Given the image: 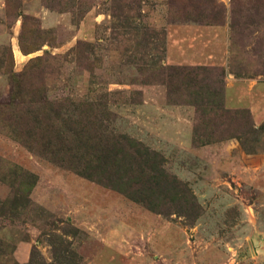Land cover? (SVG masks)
Listing matches in <instances>:
<instances>
[{
    "label": "rangeland",
    "instance_id": "rangeland-1",
    "mask_svg": "<svg viewBox=\"0 0 264 264\" xmlns=\"http://www.w3.org/2000/svg\"><path fill=\"white\" fill-rule=\"evenodd\" d=\"M174 30L227 65L169 63ZM229 72L264 83V0H3L0 264H264V119Z\"/></svg>",
    "mask_w": 264,
    "mask_h": 264
},
{
    "label": "crops",
    "instance_id": "crops-1",
    "mask_svg": "<svg viewBox=\"0 0 264 264\" xmlns=\"http://www.w3.org/2000/svg\"><path fill=\"white\" fill-rule=\"evenodd\" d=\"M3 0H0V8L2 7ZM177 32H186V34L179 35L177 38L174 34L170 35L169 42L167 45V58L169 63L180 64V65H206L212 63L214 65H227L226 49L213 48L212 42L209 44L202 42L203 44H194L195 41L193 33L199 30H174ZM200 31H220V30H200ZM188 46V47H187ZM224 47V46H223ZM15 55L19 66L25 61V56L16 46L14 48ZM198 60V61H194ZM202 60V61H201ZM21 61V63H20ZM264 83L259 81L247 82L244 79L236 77L232 73H228L226 78V89H225V103L229 108L247 107L251 109L256 122H260L264 119V109L260 110L259 106L264 105V99L262 103L258 102L256 97V91L262 92L264 89ZM245 92L249 93L248 98L245 97Z\"/></svg>",
    "mask_w": 264,
    "mask_h": 264
},
{
    "label": "trees",
    "instance_id": "trees-1",
    "mask_svg": "<svg viewBox=\"0 0 264 264\" xmlns=\"http://www.w3.org/2000/svg\"><path fill=\"white\" fill-rule=\"evenodd\" d=\"M204 66L201 67H197L196 69H189V72H187L186 70L188 69L187 67H183L182 69H178V70H184V71H179L178 73L180 74H185V73H189L190 74H195V76L198 75V73H196L195 70H205V68H203ZM261 129H264V125L261 127ZM255 132V131H254ZM257 132V131H256Z\"/></svg>",
    "mask_w": 264,
    "mask_h": 264
}]
</instances>
